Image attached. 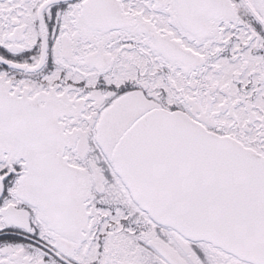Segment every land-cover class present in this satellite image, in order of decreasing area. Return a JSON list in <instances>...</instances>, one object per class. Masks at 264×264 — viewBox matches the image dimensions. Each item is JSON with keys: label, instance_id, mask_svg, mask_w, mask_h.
I'll use <instances>...</instances> for the list:
<instances>
[{"label": "snow or ice", "instance_id": "6c2138e0", "mask_svg": "<svg viewBox=\"0 0 264 264\" xmlns=\"http://www.w3.org/2000/svg\"><path fill=\"white\" fill-rule=\"evenodd\" d=\"M0 264H264V0H0Z\"/></svg>", "mask_w": 264, "mask_h": 264}]
</instances>
